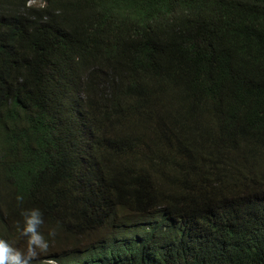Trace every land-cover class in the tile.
<instances>
[{
  "label": "trees",
  "instance_id": "trees-1",
  "mask_svg": "<svg viewBox=\"0 0 264 264\" xmlns=\"http://www.w3.org/2000/svg\"><path fill=\"white\" fill-rule=\"evenodd\" d=\"M33 207L31 264H264V0H0V238Z\"/></svg>",
  "mask_w": 264,
  "mask_h": 264
},
{
  "label": "clouds",
  "instance_id": "clouds-1",
  "mask_svg": "<svg viewBox=\"0 0 264 264\" xmlns=\"http://www.w3.org/2000/svg\"><path fill=\"white\" fill-rule=\"evenodd\" d=\"M17 201L23 203L24 197L18 195ZM22 226H18L19 235L26 238V250L13 246L9 241L0 238V264H31L41 254L49 250L51 237L56 235L54 228L49 229L47 236L41 230L45 224L44 213L40 208L22 209Z\"/></svg>",
  "mask_w": 264,
  "mask_h": 264
},
{
  "label": "rangeland",
  "instance_id": "rangeland-1",
  "mask_svg": "<svg viewBox=\"0 0 264 264\" xmlns=\"http://www.w3.org/2000/svg\"><path fill=\"white\" fill-rule=\"evenodd\" d=\"M29 5L30 6H42V5H44L42 2H33V1H31L30 3H29ZM42 256H44V254H41ZM41 255L39 256V257H41Z\"/></svg>",
  "mask_w": 264,
  "mask_h": 264
}]
</instances>
